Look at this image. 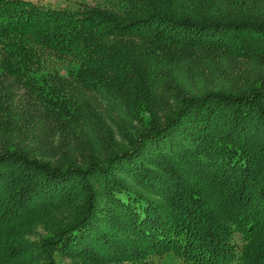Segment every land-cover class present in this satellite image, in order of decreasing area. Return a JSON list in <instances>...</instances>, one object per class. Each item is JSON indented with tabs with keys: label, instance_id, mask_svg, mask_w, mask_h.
<instances>
[{
	"label": "trees",
	"instance_id": "16d2710c",
	"mask_svg": "<svg viewBox=\"0 0 264 264\" xmlns=\"http://www.w3.org/2000/svg\"><path fill=\"white\" fill-rule=\"evenodd\" d=\"M111 1L0 0V264H264V0Z\"/></svg>",
	"mask_w": 264,
	"mask_h": 264
},
{
	"label": "rangeland",
	"instance_id": "374dc122",
	"mask_svg": "<svg viewBox=\"0 0 264 264\" xmlns=\"http://www.w3.org/2000/svg\"><path fill=\"white\" fill-rule=\"evenodd\" d=\"M38 1L41 4H51L53 6H60V7H66L69 10H73L76 13H80V11L89 10L86 6H83L82 4H90L95 6L103 7L104 5H112L111 0H34ZM232 53H235L233 51ZM244 55V54H242ZM245 58H238L233 60L231 63H227L225 65L221 66H231L232 69L237 70V72H240L241 70L247 69V70H255L257 67L255 60H248L246 59L247 56H243ZM219 78L222 79L221 76L217 75ZM210 77V76H207ZM222 81H217L221 84V90L222 91H228L230 89V85L234 81L232 77L226 76L223 78ZM215 82V81H214ZM215 82V83H217ZM228 88V90H223ZM28 96L23 92V90L17 91V96L15 97L16 101L20 104V108L22 104L27 100ZM37 106L30 105L24 110V106H22L23 112H25L24 117L21 119L17 116L14 117L12 120V125H10L9 129L13 133V140L19 143V145L27 147L28 150H30V153L37 154V152H46L47 157H51L52 159H57L58 156L56 155L57 150H54V146L57 145L59 142L62 141V139H48L47 137V124L42 123L40 121V117L37 115V111H35V108ZM16 111V110H15ZM116 139H122V136L117 135L115 136ZM95 140V139H93ZM97 145V149L103 150V148L98 144V140L93 141ZM262 164H259V170H262ZM59 215V213L57 214ZM37 232L39 234L31 233L29 236L32 240H38L40 235L45 234V230L43 226L37 227ZM241 241V240H240ZM80 261V260H79ZM59 264H86L85 262H76L74 259L69 257H60V260L58 262ZM92 264V263H88ZM158 264H185L181 259L174 256L173 254H166L162 257H158Z\"/></svg>",
	"mask_w": 264,
	"mask_h": 264
}]
</instances>
